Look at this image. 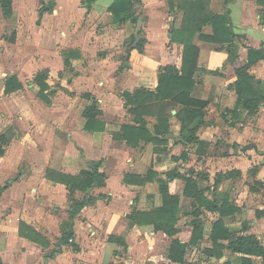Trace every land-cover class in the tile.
<instances>
[{
  "label": "crops",
  "instance_id": "obj_1",
  "mask_svg": "<svg viewBox=\"0 0 264 264\" xmlns=\"http://www.w3.org/2000/svg\"><path fill=\"white\" fill-rule=\"evenodd\" d=\"M140 1L147 15L139 17L146 33L141 34L145 40L141 51L135 48L139 35L138 39L135 31L126 35L130 21H112L107 9L113 0H94L89 9L81 0H54L51 12L39 17L42 4L33 11L41 21L38 32L44 34L36 41L60 57V73L67 75H52L54 71L45 67L46 82L54 89L50 102L37 95L34 78L25 82L12 69L0 72L5 74L0 76V135L9 136L0 155V187H4L0 192V264H181L171 262L166 255L174 238L188 243L182 264H240L241 255L226 247L220 257L202 253L213 246L210 236L219 218L225 228L254 234L264 246V101L255 114L240 109L237 117L230 113L221 116L236 104L237 94L227 87L236 79L235 68L247 62L248 49H264V11H260L264 7L254 0H210L212 12L226 14L236 34L235 49L228 53L217 50L218 44L195 41L199 70L193 74L195 85L190 96L208 104L195 132L197 140L188 143L184 140L187 131L181 132L177 117L182 105L170 99H153L136 107L124 97V93L134 94L140 89L155 91L160 67H181L182 45L172 42L169 30L180 27L183 11L171 9L169 0ZM12 6L10 18H4L0 10L3 22L15 19V0ZM23 6L20 16L28 13L24 10L27 5ZM165 10L170 16L166 17ZM80 18H87L89 25L94 18L109 24L101 34L95 30L85 34L77 22ZM65 24L72 25L75 32H66ZM117 24L125 29L112 27ZM203 30L207 32L208 27ZM128 36L134 41L126 39ZM57 42L64 45L56 47ZM98 48L104 51L99 54ZM69 51L76 57L65 66L64 56ZM248 72L254 77L252 86L264 94V59ZM11 75L23 86L5 93L4 78ZM91 105L98 113L89 118L94 123L86 129L88 118L82 112ZM161 116L168 120L160 127H168L165 135L155 134ZM140 121L144 134L162 142L139 137L135 143L132 132L123 136L122 127L140 129ZM99 124L102 130H96ZM246 140L252 143L246 145ZM95 165L105 175L104 184L75 189L72 201L86 202L74 207L68 187L61 181ZM168 173L180 176L170 179ZM183 176L209 187L207 198H226L234 212L221 216L219 211L199 207L183 194ZM159 179L166 182L171 195L179 197L176 233L172 236L155 230L153 224H132L128 218L134 212L162 206ZM254 196L259 197V204L251 208ZM197 208L199 215L194 213ZM196 221L202 223V236L192 244ZM69 228L72 241L61 242ZM218 242L227 244L223 239ZM250 258L252 264H262L260 258Z\"/></svg>",
  "mask_w": 264,
  "mask_h": 264
},
{
  "label": "trees",
  "instance_id": "obj_2",
  "mask_svg": "<svg viewBox=\"0 0 264 264\" xmlns=\"http://www.w3.org/2000/svg\"><path fill=\"white\" fill-rule=\"evenodd\" d=\"M94 0H81L85 4L87 9L90 8L91 3ZM231 0H225L229 2ZM255 3L261 7H264V0H254ZM140 0H113L108 6V12L113 22L123 23L129 20L132 23L137 21L138 15L135 12V8ZM210 0H169L168 5L171 9H179L183 11L182 23L178 29L170 28L172 42H177L182 45V61L180 69L172 65H165L160 67L157 73V87L155 91H146L144 89L136 90L134 94L124 93V97L127 102H133L136 107L141 106L143 102L149 100H167L175 104L182 105V109L178 111L177 117L181 121V132L187 131L184 135V140L188 143L197 140L195 132L197 128L202 124L203 117L205 115L204 108L208 102L206 100L197 99L190 96V93L195 85L193 74L198 71L197 57L199 48L196 46L195 41L200 40L207 43L218 44L215 48L217 50L226 49L228 53L235 49L233 39L236 36L231 30L226 14H217L209 8ZM53 6L43 4L38 9V16L41 17L44 12H51ZM0 10L4 18H10L13 13L12 0H0ZM264 11V9H260ZM204 27H208V31L203 30ZM141 30L138 32L139 40L137 41L135 48L141 51L142 43L145 41L141 35ZM134 38L132 39V42ZM76 57V55L69 51L64 57V65L69 66V59ZM264 59V49H248L247 62L241 64L235 68L236 79L230 83L228 89H233L237 94V100L233 109H226L221 112V116L225 118L226 114H231L232 117L239 115V110L243 109L247 111V114H255L259 105L264 101V94L258 89L252 86L254 77L249 74L248 69L256 63L258 60ZM46 71L36 72L33 82L38 87L37 95L45 102H50V98L54 93V89L46 82ZM258 83V81H257ZM22 83L15 75L6 76L4 78V92L10 93L22 88ZM135 101H132V99ZM132 98V99H131ZM135 107V108H136ZM98 111L95 105L86 107L82 115L88 118L85 128L89 129L91 123ZM185 119L187 122H185ZM167 117H158V126H155V134H168V127L165 126L164 130H160V127L167 124ZM141 122L140 129L124 126L122 127L123 136H126L127 132L134 133L135 143L139 137L144 138L152 142H162L155 136L144 134L146 133L144 123ZM193 123V125H191ZM102 124H99V128L96 130H102ZM93 130V129H90ZM162 131V132H161ZM136 133V134H135ZM122 136V137H123ZM9 136L7 133L0 135V155L3 153V146L8 142ZM128 142H132L131 139L126 138ZM134 144V142H132ZM148 173L153 174V171L149 169ZM168 177H178L173 173H168ZM67 179L61 182L65 183L69 190V200L72 201V193L75 189L86 190L92 184L101 186L104 184L105 175L99 173L97 165L91 168L90 171H82L78 176L71 177L65 176ZM146 179V178H145ZM144 179V180H145ZM144 180H142L144 182ZM186 185L183 194L193 199L194 203H198L199 207L203 206L209 211H219L221 216L229 215L234 212V209L227 202L226 198H207L205 192L209 187L199 186L196 179L192 177H184ZM218 180L215 181L217 184ZM159 191L162 196V206L153 208L150 211H137L130 215L132 224H153L155 230H161L167 235L172 236L176 233L175 224L177 222V213L179 211V197L171 195L168 192L166 182L159 179ZM4 187H0V192ZM86 201L75 202L72 201L74 207H81ZM192 202V204H193ZM201 212L200 208L194 210L196 215ZM71 223H68V227ZM244 228V227H243ZM243 230V229H242ZM202 223L196 221L194 223L193 233L190 243H196L202 236ZM72 232L69 228L66 230L60 239L64 242L71 238ZM211 240L213 242L212 248H205L202 253L207 257H220L222 250L226 247L233 253L241 255L240 264H252L251 256H255L261 259L264 264V246L254 234H240L234 230H230L224 227V223L221 218L216 220L213 224V230L211 233ZM223 239L227 241L226 245L219 243L218 240ZM188 243L181 242L179 239L174 238L171 241L170 247L166 251L167 258L171 262L183 263ZM226 264V263H225Z\"/></svg>",
  "mask_w": 264,
  "mask_h": 264
},
{
  "label": "rangeland",
  "instance_id": "obj_3",
  "mask_svg": "<svg viewBox=\"0 0 264 264\" xmlns=\"http://www.w3.org/2000/svg\"><path fill=\"white\" fill-rule=\"evenodd\" d=\"M106 1L107 0H100V3ZM140 2L137 4L135 8V12L137 13L138 18L140 17V15L146 18L147 15L145 11L142 9V7H140ZM24 4L27 5V9L24 10L28 11V13H26L27 16L26 15L24 16L22 14L20 16L19 14L23 12L22 9L24 8L23 6ZM41 4L42 5L47 4L48 6H53L54 0H15V10H16L15 19L11 22L10 21L3 22L0 16V72L3 71L8 72L12 69L13 71L19 73V75L25 82L30 81L32 78H34L35 76L34 73L37 70L39 71L45 70L46 75L48 76L47 70L49 69V72L50 70L54 71L51 72L52 75H56V76L60 75L61 78L62 76L67 78V75L64 72L60 73V69L62 68L60 57L58 58L56 54L54 55L48 53L43 48L44 46L40 45L43 43L36 41V38L39 35L41 34L44 35L42 32H38L40 31L41 21L40 20L38 21V18L36 19L35 15H33L34 14L33 11L34 12L37 11V9ZM164 12L166 13V17L170 16L169 11L165 10ZM17 20L19 22H16ZM100 20L101 19L94 18L91 25H89L90 22L87 20V18L85 19L80 18L78 19L77 22L80 23V31L82 30L85 31V34L93 33V30H95V33L101 34L105 31L106 28L104 27H106L107 26L106 24H109V22H106L105 24H102L103 22L98 23V21ZM117 26L120 25L117 24L112 27L115 28ZM119 28L125 29L124 26H120ZM72 29H74L72 25L67 24L65 26L66 32L71 31L72 33H74L75 31H73ZM135 29H136V22L135 23L130 22L129 31H126V35L128 34L130 35V33H133ZM140 30L142 32V35L146 34L142 25ZM109 34H111V32H109ZM28 35H31L30 37L31 38L33 37V39L30 40ZM126 39L131 40L132 37L128 36V38ZM44 44L46 45V42ZM62 45L64 44H61V42H57L55 46L61 47ZM98 49H99L98 50L99 54L102 53V51H104L102 49L100 50V48ZM97 57L99 58L100 55H97ZM123 60H124V56L122 55L120 63H122ZM118 65H119L118 68H120V64ZM45 67H47L48 69ZM0 76L3 77L5 76V74L2 73ZM64 81L66 80L64 79ZM249 143L252 142L246 140L245 144L249 145ZM258 200L259 197L254 196V201L251 205V208H253L252 206H256L257 204H259ZM197 258L198 256H196V259Z\"/></svg>",
  "mask_w": 264,
  "mask_h": 264
},
{
  "label": "water",
  "instance_id": "obj_4",
  "mask_svg": "<svg viewBox=\"0 0 264 264\" xmlns=\"http://www.w3.org/2000/svg\"><path fill=\"white\" fill-rule=\"evenodd\" d=\"M140 27H141V19L138 18L137 23H136L135 33H134L137 39H138V32L140 30ZM125 64H127V63L125 62Z\"/></svg>",
  "mask_w": 264,
  "mask_h": 264
},
{
  "label": "built area",
  "instance_id": "obj_5",
  "mask_svg": "<svg viewBox=\"0 0 264 264\" xmlns=\"http://www.w3.org/2000/svg\"><path fill=\"white\" fill-rule=\"evenodd\" d=\"M69 241H72V239L70 238Z\"/></svg>",
  "mask_w": 264,
  "mask_h": 264
}]
</instances>
